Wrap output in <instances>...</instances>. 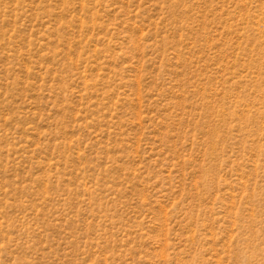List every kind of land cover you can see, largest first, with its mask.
<instances>
[{
	"label": "rangeland",
	"instance_id": "374dc122",
	"mask_svg": "<svg viewBox=\"0 0 264 264\" xmlns=\"http://www.w3.org/2000/svg\"><path fill=\"white\" fill-rule=\"evenodd\" d=\"M0 264H264V0H0Z\"/></svg>",
	"mask_w": 264,
	"mask_h": 264
}]
</instances>
